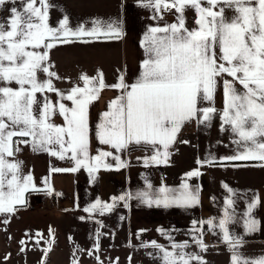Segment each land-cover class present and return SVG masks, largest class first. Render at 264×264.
<instances>
[{"label": "snow or ice", "instance_id": "6c2138e0", "mask_svg": "<svg viewBox=\"0 0 264 264\" xmlns=\"http://www.w3.org/2000/svg\"><path fill=\"white\" fill-rule=\"evenodd\" d=\"M8 2L15 0H0V8ZM22 2V10L11 9L7 26L0 23V85H5L0 86V214L15 212L18 205L26 203V192L38 190L33 177L22 174L20 163L8 159L20 150V143H28L14 141V137H30L34 151H47L60 159L70 153L68 158L75 162V167L53 171H76L83 166L91 174L112 155L100 151L92 157L89 153L88 112L106 87L102 73L99 78L84 75V87L76 86L68 93H61L54 87L53 78L59 77L50 71L47 51L40 49L51 50L58 43H72V38L85 36L121 38V30L99 20L92 22L91 29L81 25L74 30L69 27L67 17L59 27H52L48 23L47 0H39V6L37 0ZM218 5L219 10H214ZM150 6L157 13L175 9L178 23L150 28L142 44L145 59L136 82L127 84L121 76L119 83L111 86L120 89L121 95L111 102L109 111L102 113L96 125L99 143L119 151L132 142H144L155 149L153 162L166 163L168 149L184 124L194 119L211 122L216 114L212 105L220 78L227 76L232 79L222 81L225 98L222 121L238 137L233 142L244 151L225 159L264 161V0H150ZM225 7L232 9L231 17L224 15ZM189 8L198 14L197 29L185 27L184 12ZM38 73H44L46 78L39 79ZM13 83L18 87L7 86ZM236 83L242 88L237 89ZM45 92H56L59 101L53 104L47 96L39 101L37 93ZM64 100L71 101L72 106L64 104ZM204 101L209 103L208 107L199 106ZM56 115L63 117L64 125L53 123ZM212 162V158L197 161L209 166ZM119 166H125L124 162ZM200 175L199 170L188 174L189 177ZM47 192L50 194L52 189L49 187ZM139 198L150 206L189 207L198 203L197 194L187 183L178 195L175 190L162 187L155 195L145 192ZM258 203L257 198L248 205L244 226L249 233L258 227V221L251 215ZM227 204L232 208L234 201L229 198ZM96 207L102 213L110 206L97 202L93 208ZM230 222L232 214L226 209L218 226L223 239L234 250L242 241L231 237L227 227ZM207 223L216 226L213 221ZM197 243L206 251L202 240ZM152 246L163 253L164 264H191L193 260L205 264L199 256L169 252L155 242ZM172 247L183 249L188 245ZM50 250L51 246L45 252ZM233 264H264V258L249 261L234 255Z\"/></svg>", "mask_w": 264, "mask_h": 264}, {"label": "crops", "instance_id": "0c3cea01", "mask_svg": "<svg viewBox=\"0 0 264 264\" xmlns=\"http://www.w3.org/2000/svg\"><path fill=\"white\" fill-rule=\"evenodd\" d=\"M54 5L48 12V23L52 27H59L60 22L67 17L69 27L76 29L83 25L87 29L93 27L92 22L99 20L105 25L112 24L122 32L121 38L80 37L72 38V43H58L47 51L50 71L59 78H53V84L61 93H68L76 86L84 87L82 76L99 78L101 73L106 87L101 90L99 99L89 106L88 120L90 127L89 153L92 157L100 151L110 152L111 156L104 159L103 164L93 173L86 167L76 171H53V169L68 170L75 167V162L65 154L64 159L52 156L47 151H34L30 137H15L16 140H27L20 143L16 157H22V164L26 166L27 173L31 175L35 195L47 192L50 187L51 195L62 212H101L97 205H109L103 209L108 215L123 213L129 229L139 232L178 231L185 232L198 229L203 237L207 235L208 221L212 220L214 213L228 208L227 200L234 201L233 208L238 204L241 213L242 206L249 205L254 199L259 203L252 210V217L258 221L254 232L256 238L264 240V161L259 160H229L238 152L244 151L233 141L238 139L228 125L222 121V112L225 107L223 93L224 79L221 77L215 94L214 104L216 114L211 125L192 120L177 133L174 143L169 147V156L166 163H155L151 157L155 155L152 145L141 142H132L122 150H115L109 145L99 143L96 138V125L100 122L102 113L109 111L111 102L119 95L121 90L111 87L119 83L123 76L127 84H133L141 72V63L145 59L142 44L145 35L152 27H163L166 24L178 23L177 15L173 13H157L150 6V0H52ZM214 10H219V5ZM224 15L231 17L232 9L225 7ZM162 17V18H161ZM187 29V27L185 25ZM191 30V29H189ZM82 41H89L87 43ZM38 78L44 80L46 75L38 73ZM236 88L242 86L236 83ZM44 96L56 104L59 97L56 92L37 93V99L43 101ZM71 107V101H62ZM200 107H208L204 101ZM35 107V106H34ZM56 125H64L62 116L53 118ZM209 140V147L203 152L204 160L213 159L211 166L207 163L199 164L196 170L201 172L199 177L178 178L174 175L175 152L183 139L194 136L200 129L215 127ZM226 127L228 129H226ZM229 132V133H227ZM159 147V146H157ZM202 154V156H203ZM208 156V157H207ZM221 156V157H219ZM118 157L119 159H115ZM218 157V158H216ZM147 161V163H146ZM20 162V164H21ZM120 162H124L120 167ZM187 183L191 190L197 194L198 203L189 207L149 205L139 198L142 193L155 195L159 189L166 187L175 190L178 195L183 185ZM149 185L151 187H149ZM227 186V187H225ZM229 189L232 191L229 192ZM28 191V192H29ZM27 192L25 193V198ZM120 197H125L121 200ZM91 209V211H85ZM241 216V215H240ZM242 218V217H241ZM210 235H207L209 238Z\"/></svg>", "mask_w": 264, "mask_h": 264}, {"label": "rangeland", "instance_id": "374dc122", "mask_svg": "<svg viewBox=\"0 0 264 264\" xmlns=\"http://www.w3.org/2000/svg\"><path fill=\"white\" fill-rule=\"evenodd\" d=\"M47 3L50 5L49 12L54 2L47 0ZM13 7L22 10V0L8 2L0 8V23L7 26ZM163 12L179 15L175 9ZM184 17L189 29L199 27L195 10L186 9ZM7 86L18 87L15 83ZM218 127L206 126L194 136L183 139L175 152L176 177L192 178L188 174L198 168V160H204L203 152L209 147L208 139ZM13 139L15 141L16 138ZM17 153L8 157L9 161L20 163L23 158L16 157ZM20 165L21 172L24 170L27 173L25 164L21 162ZM25 201L24 205L17 206L15 212L0 214V264H164L163 253L152 246L153 242L169 252L182 251L199 256L205 264H233L234 255L249 261L264 258V240L256 238V230L249 233L244 226L248 218V205L242 206L241 213L236 211L238 204L234 208H227L232 214V222L227 225L229 233L234 239L242 241L233 250L223 239V232L218 226V222L225 217V208L214 213L211 221L216 226L208 225L207 235L210 237L207 238V235L202 237L198 229L135 232L129 229L123 213L108 215L104 212L53 211L45 207L35 191L27 192ZM198 240L203 241L206 251L201 250ZM185 243L188 247L183 249L172 247L173 244ZM49 246L51 250L45 252ZM191 264L197 262L193 260Z\"/></svg>", "mask_w": 264, "mask_h": 264}, {"label": "built area", "instance_id": "2783aa9c", "mask_svg": "<svg viewBox=\"0 0 264 264\" xmlns=\"http://www.w3.org/2000/svg\"><path fill=\"white\" fill-rule=\"evenodd\" d=\"M38 198L44 203L45 207H48L50 210L56 211L59 209V206L55 203L51 193L41 192Z\"/></svg>", "mask_w": 264, "mask_h": 264}]
</instances>
